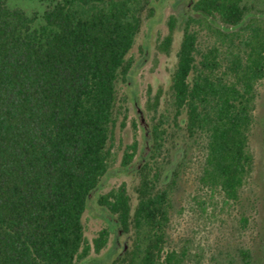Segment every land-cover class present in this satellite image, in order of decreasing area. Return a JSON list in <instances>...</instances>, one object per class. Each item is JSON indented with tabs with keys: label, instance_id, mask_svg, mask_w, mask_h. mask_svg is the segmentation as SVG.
<instances>
[{
	"label": "trees",
	"instance_id": "16d2710c",
	"mask_svg": "<svg viewBox=\"0 0 264 264\" xmlns=\"http://www.w3.org/2000/svg\"><path fill=\"white\" fill-rule=\"evenodd\" d=\"M50 1L36 23L0 0V264H76L108 245L107 228L86 239L82 217L113 161L117 130L125 127L118 88L133 67L143 16L153 17L152 0ZM244 1L192 0L191 11L207 24L234 30L206 25L214 41L202 49L197 20L188 17L169 86L174 123L184 116L187 137L205 143L200 183L232 203L254 169L249 144L264 80V27L243 25ZM178 24L168 18L158 54L170 55ZM151 94L147 108L157 113L163 91ZM166 122L164 115L152 121L134 210L125 183L98 198L132 237L112 264H161L175 185L160 186L155 171ZM138 151L134 139L122 167ZM243 257L250 264L249 253Z\"/></svg>",
	"mask_w": 264,
	"mask_h": 264
},
{
	"label": "rangeland",
	"instance_id": "374dc122",
	"mask_svg": "<svg viewBox=\"0 0 264 264\" xmlns=\"http://www.w3.org/2000/svg\"><path fill=\"white\" fill-rule=\"evenodd\" d=\"M9 8H19L41 21L50 0H5ZM192 0H152L153 17L143 16V23L135 39L129 58L133 67L126 83L119 85V122L114 147V158L109 171L102 178L99 188L90 196L88 208L82 217L84 236L91 243L98 232L110 231L108 245L99 254L93 251L76 264H112L130 248L132 237L124 234L115 218L98 205V198L114 187L125 183L131 197L132 208L137 204L134 187L139 182L138 171L149 159L150 132L153 120L161 115L167 118L165 142L161 156L155 163L160 174V186L174 180L169 223L166 226V243L161 264H245L243 254L248 252L250 264H264V80L258 86L255 124L250 136V150L254 156V169L241 192L238 203L225 200L221 192H211L200 183L205 157V143L190 139L184 128V116L177 125L173 121L169 86L177 62V52L188 17L197 23L200 44L204 49L214 41L206 25L232 32L217 22L195 15L190 8ZM243 25L256 22L264 27V0H245ZM178 21L174 42L169 56L158 54L157 44L167 34L168 18ZM154 96L162 89L158 112L147 108L148 89ZM134 139L139 142L138 154L131 166L121 165L124 149ZM173 252L179 262H165L167 253Z\"/></svg>",
	"mask_w": 264,
	"mask_h": 264
}]
</instances>
